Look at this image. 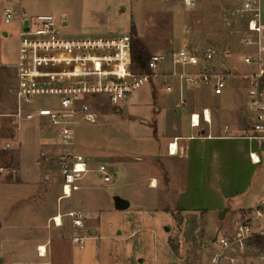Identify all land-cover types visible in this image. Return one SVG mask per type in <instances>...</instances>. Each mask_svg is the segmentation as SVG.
Instances as JSON below:
<instances>
[{"label":"rangeland","instance_id":"obj_1","mask_svg":"<svg viewBox=\"0 0 264 264\" xmlns=\"http://www.w3.org/2000/svg\"><path fill=\"white\" fill-rule=\"evenodd\" d=\"M170 1L174 2L0 0V112L9 111L14 105L11 88L16 83L15 64L19 47L18 22L9 25L4 22L7 8H22L33 16H54L60 29L59 36L131 37L132 40L134 25L138 38L151 53H169L181 47H191L202 55L206 45L213 44L221 52L216 67L223 63L228 65L229 50L234 52L242 68L247 66L240 42L244 22L226 11L242 0H198L196 10L187 9L183 0ZM260 3L264 18V0ZM5 31L9 36L4 35ZM46 52L40 54L44 56ZM75 54L80 59H75L73 68L69 67L72 65L60 68L73 78L92 77L95 74L92 69L95 59L105 60L114 55L123 61L117 52L110 50H93L88 54L87 50L80 49ZM163 66L171 68V71L178 70L179 76L186 71L198 72L200 68L174 65L171 60ZM42 68V64L37 63V70ZM49 73L53 75L52 67ZM158 74H161V69ZM179 76L164 77L162 74L158 80L154 79L135 90L126 99L122 112L111 108L107 110L110 105L105 99L94 103L100 114L99 120L96 123L85 120L79 123L76 151L93 159L90 164L94 169L102 163L111 167L114 177L111 183H104L101 176L100 179L96 173H89L80 181L81 190L72 198L60 200L63 174L60 151L54 145L58 141H53V132L45 127L43 116H39L37 122L24 125L20 133L13 132L8 125L0 128V264H132V259L123 260L122 255L125 254H133L135 264H203V256L208 258L219 248L208 237L210 233L217 234L216 224L224 220L220 215L210 217L204 235L203 226L191 223L188 215L175 221L172 215L166 217L159 211L154 215L151 211L158 201H164L160 189L152 188L149 181L152 175H158L160 169L156 163L165 156L158 136H154L155 121L152 119L162 117L158 109L163 107L167 98L170 100L180 95L179 90L186 82ZM168 85L171 90H168ZM188 87L192 90H212L211 87ZM243 90L247 87L244 86ZM197 95L196 105L200 108L204 101L200 99L199 92ZM179 101L176 100V107L187 110L189 106ZM58 102V97L43 95L38 96L30 107L33 110H51L57 107ZM145 121L150 124H143ZM249 122L253 124V120ZM16 136L18 140L14 141ZM8 143L11 145L6 148ZM91 180L94 186H98L89 191L92 201L81 203L80 198L85 194L82 188ZM119 195L131 199L129 209L115 208L114 198ZM92 203L96 205L92 219L100 226L95 228V232H90V238L81 248L73 243L74 228L70 218L64 217L63 224L58 226L53 217L74 208L84 210L87 207L91 210ZM135 217H142L144 221L138 223ZM229 220L228 213L224 222ZM220 233L224 234L223 231ZM203 235L205 241L209 240L205 248ZM42 244L48 250L45 258L40 257L39 246ZM85 252L90 253L89 260L83 258L87 255Z\"/></svg>","mask_w":264,"mask_h":264},{"label":"built area","instance_id":"obj_2","mask_svg":"<svg viewBox=\"0 0 264 264\" xmlns=\"http://www.w3.org/2000/svg\"><path fill=\"white\" fill-rule=\"evenodd\" d=\"M187 9L196 10L198 0H183ZM227 14L244 22L240 42L245 63L254 70L248 75V107L254 116L253 127L248 138L259 139L264 143V20L260 0H242L226 9ZM18 22V59L16 62V83L11 88L14 105L9 111L0 112V128L8 125L13 132H21V128L33 122L38 117L45 118L59 149L60 168L63 174L61 199L72 198L80 190V181L89 173L97 172L105 183L113 181L114 173L106 165L101 164L94 169L87 158L76 151L77 126L82 120L96 123L100 114L94 103L97 98L105 99L111 105L123 104L132 92L152 81L158 76V70L171 60L174 65L198 66V72L176 71L173 75L181 77L189 86L211 87L215 95H223L228 87V79L223 68L217 70L214 62L221 55L213 44H208L202 55L191 47H181L169 53H152L149 60V73L134 72L131 61V37L114 38H71L59 36L60 29L56 18L52 15L33 16L26 10L7 8L4 12V22L9 25ZM65 23V22H64ZM83 49L115 51L116 56L107 59H95L93 72L88 79L73 78L65 69V65L74 67L75 59H80L75 52ZM47 51L46 55H41ZM114 53V52H113ZM116 54V53H115ZM229 50L227 57H233ZM130 58V60H128ZM37 63L43 68L38 71ZM92 64V62H91ZM61 65V67H60ZM131 66V68H130ZM50 67L53 75H50ZM58 67V68H57ZM57 71V72H55ZM171 90V86L167 87ZM55 96L59 102L57 107L48 110L41 108L33 110L30 106L38 96ZM183 105H187L184 101ZM203 119L211 122L208 110H204ZM194 127H200V114L191 115ZM18 140V136L13 138ZM11 144L8 143L6 148ZM178 150V146H175ZM174 144L170 145V153H174ZM255 161L259 157L253 155ZM252 214V213H251ZM87 212L82 209H71L65 214L58 213L53 217L56 225L63 224V218L68 217L74 228L73 243L84 247L90 238L86 226ZM257 218L264 219V201L254 210V216L249 215L235 225L234 231L218 234L215 243L219 245L210 255L205 264H264V247L256 244L258 237L264 238V223L258 224Z\"/></svg>","mask_w":264,"mask_h":264},{"label":"crops","instance_id":"obj_3","mask_svg":"<svg viewBox=\"0 0 264 264\" xmlns=\"http://www.w3.org/2000/svg\"><path fill=\"white\" fill-rule=\"evenodd\" d=\"M174 2L170 1V3ZM227 59L228 65L223 63L219 66V69L220 67L224 69L228 79V90H225L223 95L217 96L213 90L188 89L189 85L184 83L182 90H179L181 97L178 95L170 100L167 98L163 107L158 109V113L162 117H153L152 119L153 122L155 121L154 136H158L162 146L161 151L165 156L156 163L158 164L157 168L160 169L158 175H152L149 181L152 188L160 189L164 201H158L155 209L150 210L154 211V215L155 213L157 215L158 211L165 214L166 217L172 215L175 221L178 220V217L185 219L182 216L188 215L191 223L203 226L201 230L204 235L207 233L206 226L211 216H221L225 212L223 217L225 220L229 213L230 220L227 223L222 219L223 221L216 224L217 234L210 233L208 239H211L213 243L216 236L221 234L220 232H233L238 221L249 215L254 216V210L264 201V143L259 139H251L246 136V134H250L253 127L249 120L254 122V116L248 107L247 90H243V87H247L248 75L254 68L249 65L242 68L234 56L227 57ZM217 60L213 64L216 70L218 69L216 67ZM164 67L160 68L161 74H158L155 80H158L162 74L164 77H176L173 75L175 70L171 71V68L165 69ZM177 72L179 71L177 70ZM197 92L200 94V99L204 101L200 108H198L200 105H196L195 100L198 96ZM176 100H180L182 105L186 101L187 105L185 106H189L188 109L180 110L176 107L178 106L175 103ZM126 103L119 106L108 103L110 106L107 110L111 108L116 112H122ZM205 109L210 113V123L203 119ZM193 113L200 114V127L192 126L191 115ZM43 123L48 131L51 130L46 120ZM143 124H150V122L145 121ZM171 144L178 146L175 154L170 153ZM252 154L256 159L259 157L260 162L255 161ZM85 158L89 162L93 160ZM109 168L111 169V167ZM91 173H96L100 178L97 172ZM96 187L98 186H94L93 180L86 183L82 188L85 194L81 196L80 202H91L92 195L89 191L97 189ZM119 196L122 197V195ZM122 198L130 202V208L132 206L131 199ZM83 205L85 206V204ZM95 206V203H92L90 207L93 209L91 210L84 207L88 215L86 226L89 233L95 232V228L100 226L98 221L95 222L92 219L96 213ZM148 217L152 216L148 215ZM135 219L138 223L144 221L142 217H135ZM256 223H264V219L257 218ZM128 228L129 226L125 228V232L128 231ZM204 235L202 239L205 241ZM209 240L206 239L204 242V248L208 246L207 241ZM170 245L174 248L171 242ZM174 251L176 252L175 249ZM85 254H87V258H83L89 260L90 253L85 252ZM46 256H43L40 251V257L45 258ZM133 256V254L129 256L125 254L122 255V258L126 261L132 259V264H135L136 260L133 259ZM203 259V264H205L209 257L203 256Z\"/></svg>","mask_w":264,"mask_h":264},{"label":"trees","instance_id":"obj_4","mask_svg":"<svg viewBox=\"0 0 264 264\" xmlns=\"http://www.w3.org/2000/svg\"><path fill=\"white\" fill-rule=\"evenodd\" d=\"M132 36V52H131V61H132V70L134 72L140 73H149V60L152 53L150 52L148 46L141 41L137 36L136 27L133 25L131 29ZM101 98H97L99 100ZM256 244L259 247H264V238L258 237L256 239Z\"/></svg>","mask_w":264,"mask_h":264},{"label":"water","instance_id":"obj_5","mask_svg":"<svg viewBox=\"0 0 264 264\" xmlns=\"http://www.w3.org/2000/svg\"><path fill=\"white\" fill-rule=\"evenodd\" d=\"M4 35L7 36L8 32L5 31ZM114 200H115V205H116L117 209H120V210L123 209L124 210V209L129 208V206H130V202L127 199H124V198H122L120 196H115ZM224 213L225 212L222 213L221 218L224 217ZM1 224L2 223H0V226H1ZM216 239H217V236H216L214 242L216 241Z\"/></svg>","mask_w":264,"mask_h":264},{"label":"bare ground","instance_id":"obj_6","mask_svg":"<svg viewBox=\"0 0 264 264\" xmlns=\"http://www.w3.org/2000/svg\"><path fill=\"white\" fill-rule=\"evenodd\" d=\"M173 149H174V154H175L177 152V149H176V147H174ZM39 250L41 251L43 256H46L48 250H47V247L45 245L40 246Z\"/></svg>","mask_w":264,"mask_h":264}]
</instances>
